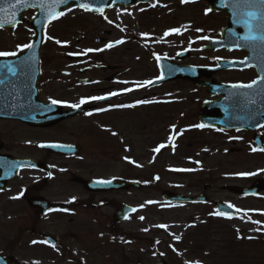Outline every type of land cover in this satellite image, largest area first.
Listing matches in <instances>:
<instances>
[{
    "label": "flooded vegetation",
    "instance_id": "flooded-vegetation-1",
    "mask_svg": "<svg viewBox=\"0 0 264 264\" xmlns=\"http://www.w3.org/2000/svg\"><path fill=\"white\" fill-rule=\"evenodd\" d=\"M99 1L102 13L72 5L48 24L46 30L68 17L59 23L60 29H67L80 22L69 21V16L82 19L79 37L43 41L37 80L33 67L0 69V261L27 264L25 259L33 258L34 264H252L242 224L253 221L240 207L241 198L246 197L232 188L258 182L262 190L252 198L261 211L252 217L264 224V172L259 171L264 169V151H253L264 148V42L239 39L247 29L237 22L247 19L245 13L252 9L238 0ZM233 11L237 17L230 19ZM27 12L19 25L26 24L31 39ZM19 25L0 28V33L10 34L0 38V52L17 55L25 49L17 48L29 43L18 42ZM102 27L107 28L100 30ZM175 28L181 31H170ZM110 43L113 46L105 48ZM160 56L176 65L214 68L220 62L228 64L225 70L200 80L230 86L258 81L246 88L248 103L239 102L242 97H231L240 126L226 129L218 124L208 129L217 135L215 154L221 157L218 168L224 183L205 184L207 202L202 205L209 206V213L189 220L187 228L191 226L192 231L182 229L178 235L171 225L158 223L154 229L146 210L139 215L137 210L131 211L127 219L116 217L124 205L133 206L132 187L97 190L91 184L98 180L131 182L128 164H122L121 173H115L112 161L113 154L123 147L121 135L126 126L147 134L153 128L161 132L173 129L169 103L172 97L183 100L188 96L172 95L165 91L166 85L187 83L206 91L179 79L160 86H139L160 76ZM151 60L156 63L154 74ZM21 72L30 74L16 75ZM125 88L131 91L124 92ZM110 92L118 94L89 100L75 114L57 118L76 110L67 105L79 103L81 98ZM215 92L212 100L218 102L223 96ZM51 99L66 103L53 105ZM89 112L91 115L85 114ZM115 127L120 129L118 134ZM230 161L244 162L250 169L235 167ZM241 172L256 174L236 175ZM220 201L233 205L236 215H214L215 204ZM255 263L264 264L260 259Z\"/></svg>",
    "mask_w": 264,
    "mask_h": 264
},
{
    "label": "rangeland",
    "instance_id": "rangeland-1",
    "mask_svg": "<svg viewBox=\"0 0 264 264\" xmlns=\"http://www.w3.org/2000/svg\"><path fill=\"white\" fill-rule=\"evenodd\" d=\"M31 16V11L26 13V21ZM72 16H69L71 17L69 21L80 22L72 24L67 29H60L59 23L65 22L64 19L68 18L64 17L60 22L51 25V28L46 30L44 40L79 37L82 19H76ZM88 25L85 24V26ZM105 28L102 27L100 30ZM18 30V42H26L29 39L26 24L19 25ZM92 30L93 28H91ZM3 35L10 37V34L6 35L1 32L0 38ZM89 35L92 34L89 33ZM158 53L155 54V57ZM151 63L150 71L154 74L156 63L152 60ZM165 91L172 95L178 93L188 96L187 99L183 98V100L171 103L169 107V112L171 111L173 116V129L170 132H161L153 128V132L149 133L148 130L149 134H147L145 132L136 133L133 127L126 126V130H122L124 134L121 135L123 147L113 154L112 161L115 173H121L122 164L127 163L131 178L135 177L134 179L143 184L140 189H132L131 203L136 207L135 214L139 215L146 210L150 214L151 223L155 224L154 229L157 230L158 223L171 225L172 231L178 235L182 229L191 232L192 227L187 228L189 220H198L199 217L207 216L209 206L165 204L160 198L162 190L169 189L180 191L183 194H196L198 191L205 192L202 186L208 182L214 186H219L224 181L220 177V169L218 168L221 157L219 154H215L217 135L195 127L198 124L197 113L200 102L208 98V94L200 88L191 87L187 83L166 85ZM130 117L126 116L125 118ZM116 131L118 134L120 129L117 128ZM169 136L173 137L171 141H169ZM161 144L165 147L161 148L159 152L154 151ZM230 163L235 167L243 166L242 169L247 171L250 169L244 162L230 161ZM175 169H191V171H176ZM149 201L152 203H148ZM141 205L143 207H140ZM240 207L245 212V216L248 217L247 219L253 221L242 224V230L245 231L244 239L251 253V263L256 264L255 261L259 262V259L264 262V232L262 230L264 224L262 222L254 223L258 220L252 217L261 209H258L257 201L254 198H241ZM37 259H41V257H37ZM25 262L27 264L35 263L33 258H26Z\"/></svg>",
    "mask_w": 264,
    "mask_h": 264
},
{
    "label": "water",
    "instance_id": "water-1",
    "mask_svg": "<svg viewBox=\"0 0 264 264\" xmlns=\"http://www.w3.org/2000/svg\"><path fill=\"white\" fill-rule=\"evenodd\" d=\"M15 0H0V8L8 9L11 4H13ZM33 3V0H29L28 6H17L14 11L16 12L15 16V24L18 23L21 20V12L29 9V8H35L36 11V16L30 20V25H32L34 29V38L31 41V48H27L25 51L21 52L20 55L16 57H12L10 59H0V68H5V66L10 67L12 64H9L8 62L12 61L16 63V66L21 68V67H28L30 68L31 66L35 68V79L37 78L39 74V68H38V62H39V50H40V45L42 41V31L43 28L45 27V24H47L51 19L48 18V13L47 9L49 6L53 9V14L59 13L62 7H66L72 4L75 5H80L82 3H88L92 8L97 7V5H101V1L99 0H67V3L65 4H50V0H46L45 7L42 9L38 6H31ZM7 11L0 12V17L6 16ZM230 17H237L236 12L233 11L230 12ZM4 26H12V24H4ZM20 60H24V62H21ZM28 60V61H27ZM7 62V65H6ZM159 63L161 65L162 73H163V78L154 82L155 84L161 83V81L164 80H172V78H186L194 81L198 85H206L208 86V93L210 94H215L213 92L214 89V84L210 82H199L198 78L203 75V71H206V68L199 69L195 67H182V68H174L172 66H169L166 62V60H163L160 58ZM224 68L225 66H221ZM29 75L27 72H21L18 73V75ZM208 74V73H207ZM221 88L219 91L223 94V98L220 99L218 102H205L201 106L200 113H199V119L200 123L203 124L205 127L206 126H217L216 124H222L223 127H238L240 124H242L241 120L237 118L235 114H233V107L232 104L233 102L231 101V97H242V100L239 102H245L248 103L246 95H247V89L246 88H239V89H234L232 87H229L227 85H220ZM235 94V95H234ZM236 97V98H237ZM238 102V100H237ZM244 103V104H245ZM243 106V104H241ZM72 112H68L67 115H70ZM65 116V115H63ZM60 118V117H57ZM51 120L52 117L46 118L47 120ZM240 123V124H239ZM95 184L93 185L94 189H101L105 186V184H99V183H92ZM113 183L111 182L109 184V188H111ZM108 186V185H107ZM129 186H136L139 187L140 184H137L135 182L133 183H122L119 184L116 182L115 187H129ZM234 190H236L237 193L240 195H256L257 192L260 190L258 187L257 183H254L251 185V187L248 188H238L236 187ZM162 198L167 201V202H205L206 198L204 195H198L196 197H191V196H184L179 193H173L170 191H166L162 194ZM226 208H228L226 205L223 203H218L217 204V209L222 210L223 212L229 213ZM128 208H125L124 211L120 210L119 213H117L118 217L120 218L123 217V213L127 211Z\"/></svg>",
    "mask_w": 264,
    "mask_h": 264
},
{
    "label": "snow or ice",
    "instance_id": "snow-or-ice-1",
    "mask_svg": "<svg viewBox=\"0 0 264 264\" xmlns=\"http://www.w3.org/2000/svg\"><path fill=\"white\" fill-rule=\"evenodd\" d=\"M182 2H187V0H182ZM45 3L46 0H33V3L31 6L35 7L38 6L40 8H44L45 7ZM67 3V0H50V4H65ZM238 3H244L246 5H249V7L252 9L250 11H247L245 13V15L247 16V19H244L242 21H237L242 22L246 29H247V33L243 36V37H239V39H242L243 41L247 42V41H255V40H260L262 42H264V0H238ZM29 4V0H15V2L13 4L10 5V7L8 9H4V8H0V12H4L7 11V15L0 17V27H2L4 24H12L13 27H15V16H16V12L14 11V9H16L17 6H28ZM79 7H81L84 10H91V11H99V12H103L102 8H92L88 3H82L79 5ZM71 10V9H69ZM210 11V9H206V12ZM47 13H48V18L49 19H56L60 16H63L64 13L63 12H59V13H55L53 14V9L51 8V6L48 7L47 9ZM171 32L174 33H179L181 31V29L179 28H175V29H171ZM197 31H200V29H197ZM234 35V33H232ZM169 35V32H165V36ZM202 39H209V37H201ZM122 41H116V43H121ZM56 43H61V41L57 40ZM113 45L110 44H106L105 48H110ZM31 48L32 45L31 44H25V45H17V48ZM87 52H91V51H101V49H87ZM73 54V53H70ZM16 55L15 52H0V56H14ZM157 59H159V57H157ZM217 59H220L219 57ZM10 71L12 70L11 68L9 69ZM163 77H157V79H162ZM262 80H264V77L261 78ZM257 80H253L251 83L249 84H233L232 88L234 89H239V88H252L253 85L257 84ZM153 83V81H144L142 82L139 86H144L147 84H151ZM124 92H128L131 91V89L129 88H125L123 89ZM118 93L116 92H110L107 93L106 96H96V97H87V98H81L79 103H74V104H70L67 105L71 108L74 109H78L81 107V105L87 103L89 100H105L110 96H114L117 95ZM235 95V94H234ZM148 101H137L136 103H147ZM61 103H66L64 101H60V100H56V99H51V104L56 105V104H61ZM119 107H126V105H119ZM97 111H103V109H97ZM86 115H91V113H85ZM195 127H199V128H203L204 125L203 124H199V125H195ZM113 135H115V133H113ZM173 139L172 136H169V141H171ZM41 147H43L44 145H40ZM49 147H65L64 145H59V144H49ZM165 147V145L161 144L160 146H158L156 149H154V151L159 152L161 148ZM264 151V148L261 149H253V151ZM127 159V158H125ZM34 167V165H33ZM176 171H191V169H175ZM259 171L264 172V169H261ZM256 173H251V172H241V173H237L236 175L239 176H251V175H255ZM49 176H51V173L48 174ZM158 179V177H157ZM99 184H110L111 181L110 180H98L96 181ZM23 193L21 192L20 195H22ZM18 198V197H15ZM73 200L75 199V197L72 198ZM148 203H152V201H149ZM140 207H143V205H141ZM229 208H232L233 205L229 204L228 205ZM51 211V209H50ZM67 211V210H65ZM132 211H136L135 208L132 209ZM239 211V209H238ZM214 215H218V216H225L228 218H231V214L230 213H226V212H222V211H217L215 213H213ZM126 219L128 218L127 216L125 217ZM141 220L144 219V217H140ZM254 223H261L260 221H255ZM159 227H166L165 225H159ZM258 231L260 229H257ZM146 231V230H145ZM176 239L178 240L179 237H176ZM33 243H36L35 241H33ZM155 254V253H154ZM161 255H163L161 253ZM188 264H200V261H191L188 262Z\"/></svg>",
    "mask_w": 264,
    "mask_h": 264
}]
</instances>
